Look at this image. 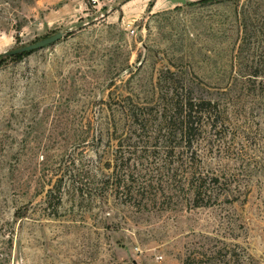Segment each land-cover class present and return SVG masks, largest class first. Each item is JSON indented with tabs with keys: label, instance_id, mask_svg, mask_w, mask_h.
<instances>
[{
	"label": "rangeland",
	"instance_id": "rangeland-1",
	"mask_svg": "<svg viewBox=\"0 0 264 264\" xmlns=\"http://www.w3.org/2000/svg\"><path fill=\"white\" fill-rule=\"evenodd\" d=\"M116 1L0 0V54ZM245 2L127 0L22 59L0 55V264H264V0ZM185 87L223 110L214 149L194 158L220 178L211 200L193 205L159 114L145 154L122 160L150 199L115 194L123 110Z\"/></svg>",
	"mask_w": 264,
	"mask_h": 264
},
{
	"label": "trees",
	"instance_id": "trees-1",
	"mask_svg": "<svg viewBox=\"0 0 264 264\" xmlns=\"http://www.w3.org/2000/svg\"><path fill=\"white\" fill-rule=\"evenodd\" d=\"M200 2H211L214 0H199ZM259 0H246L243 4L244 12L247 11L251 6L257 3ZM27 51L23 53H18L16 55L10 56L14 59H22L25 55L32 52ZM6 58L0 56V62ZM132 102V101H131ZM221 102L220 100H214L213 98L195 96L193 89L191 87H185L181 91L178 89H172L169 92H165L163 95L159 96V101L156 107L149 108L147 110H142L138 106L132 103L128 108L124 109L125 119L127 122L125 136L118 139V146L116 148L115 165L111 172V176L105 180L110 184L111 190L115 191V194L122 193L126 195L137 196L150 199L147 195V186L140 185L139 188L133 189L132 186L128 184V174L129 169L125 168V162L122 161L125 158L126 153L134 155L136 153L143 151L140 149H145L143 154L139 156L142 157L147 151V146H141L142 144L148 143L149 138H142L151 118L158 116L156 118L159 122L158 129V143L163 147V153L166 156L174 157L177 156L181 160L184 167V172L191 174V178L187 181L189 190L193 195V205L201 206L206 205L211 200V190L213 186L220 182V178L217 174H205L204 168L201 164H197L195 161V156L199 155L201 148V142L210 145V149H214L211 145V139L206 140L205 138H218L215 131L219 126V122L222 118ZM209 126V132L206 130ZM214 131V132H212ZM215 133V134H214ZM139 137V138H137ZM151 139V138H150ZM160 148V147H159ZM161 149V148H160ZM138 156V158H140ZM110 165V163H108ZM207 178L209 181H207ZM60 183L54 184L49 188L47 192V198L49 200V205L53 204V198L56 197L60 191ZM157 193H155L156 195ZM207 197V198H206ZM206 201L203 204V201ZM54 205V204H53ZM189 264V263H185Z\"/></svg>",
	"mask_w": 264,
	"mask_h": 264
},
{
	"label": "water",
	"instance_id": "water-1",
	"mask_svg": "<svg viewBox=\"0 0 264 264\" xmlns=\"http://www.w3.org/2000/svg\"><path fill=\"white\" fill-rule=\"evenodd\" d=\"M126 1L127 0H118V1H116L112 5L111 8L103 10L102 14H107L111 9H114L116 6L122 4V3L126 2ZM102 14H98L96 16H92V17L88 18L87 21H81L72 29L80 28V27L84 26L86 23H90V22L94 21L97 17L101 16ZM72 29H69L67 31L56 32V33H54V34H52L50 36L42 38V39H40L38 41H35L33 43H30V44H27V45H24V46H21V47H18V48H14V49H11V50H7V51H5L4 53H2L0 55L13 56V55H16L18 53H23V52L35 50V49H38V48H42L44 46L50 45V44L58 41L59 39L64 37Z\"/></svg>",
	"mask_w": 264,
	"mask_h": 264
}]
</instances>
